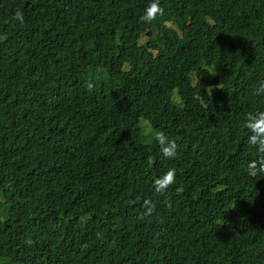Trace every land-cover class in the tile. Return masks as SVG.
<instances>
[{
    "label": "trees",
    "instance_id": "trees-1",
    "mask_svg": "<svg viewBox=\"0 0 264 264\" xmlns=\"http://www.w3.org/2000/svg\"><path fill=\"white\" fill-rule=\"evenodd\" d=\"M150 1L0 0V264H264V0H160L151 70L107 75Z\"/></svg>",
    "mask_w": 264,
    "mask_h": 264
},
{
    "label": "clouds",
    "instance_id": "clouds-1",
    "mask_svg": "<svg viewBox=\"0 0 264 264\" xmlns=\"http://www.w3.org/2000/svg\"><path fill=\"white\" fill-rule=\"evenodd\" d=\"M164 7L160 0H152L148 2L144 10L137 17L132 19L127 26L126 33L122 39L116 41V47L112 51H101L100 62L103 65V71L107 75H133L146 74L152 66L149 63L156 61L158 51L164 43L156 41V37L161 32L170 31L173 23L168 19L163 21L169 30L164 29L163 25H159V17L164 14ZM14 21L24 22V15L21 11H16L12 18ZM154 28V29H153ZM137 35L136 40H130L126 34ZM146 39V40H145ZM145 40V41H144ZM264 92V86L258 90ZM173 99V97H172ZM174 100V99H173ZM245 127L250 131L248 143L256 146L261 156L258 160L249 162V170L252 175L264 173V112L255 114L249 113L246 118ZM155 139L161 147L164 157L173 159L177 155L178 144L175 138H169L164 132L156 133ZM176 182V169L169 168L166 173L157 178L154 187L157 192H164ZM182 188H177V192H181ZM31 244V239L25 241Z\"/></svg>",
    "mask_w": 264,
    "mask_h": 264
},
{
    "label": "rangeland",
    "instance_id": "rangeland-1",
    "mask_svg": "<svg viewBox=\"0 0 264 264\" xmlns=\"http://www.w3.org/2000/svg\"><path fill=\"white\" fill-rule=\"evenodd\" d=\"M211 73H212V75H216V74L219 73V71L217 69H211ZM172 97L177 102H180V100H181L177 90L173 91ZM142 122H143L142 123V127H143V130H144V134L147 135L148 138L153 137L157 133V131L155 129L151 128V124L148 121L145 120V121H142Z\"/></svg>",
    "mask_w": 264,
    "mask_h": 264
}]
</instances>
